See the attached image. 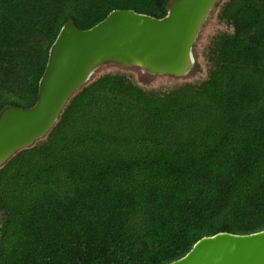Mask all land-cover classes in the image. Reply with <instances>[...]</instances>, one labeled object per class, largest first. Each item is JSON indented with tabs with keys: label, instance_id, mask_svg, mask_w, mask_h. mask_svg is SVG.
<instances>
[{
	"label": "trees",
	"instance_id": "obj_1",
	"mask_svg": "<svg viewBox=\"0 0 264 264\" xmlns=\"http://www.w3.org/2000/svg\"><path fill=\"white\" fill-rule=\"evenodd\" d=\"M169 0H0V111L31 108L62 26ZM206 79L146 92L104 75L0 168V264H168L264 230V0H227Z\"/></svg>",
	"mask_w": 264,
	"mask_h": 264
},
{
	"label": "water",
	"instance_id": "obj_2",
	"mask_svg": "<svg viewBox=\"0 0 264 264\" xmlns=\"http://www.w3.org/2000/svg\"><path fill=\"white\" fill-rule=\"evenodd\" d=\"M222 1L169 0L160 19L115 10L88 30L65 23L49 49L35 104L0 111V168L45 140L70 100L99 78L95 74L101 67L114 65L154 77L187 76L196 63V40ZM168 264H264V230L204 237Z\"/></svg>",
	"mask_w": 264,
	"mask_h": 264
},
{
	"label": "rangeland",
	"instance_id": "obj_3",
	"mask_svg": "<svg viewBox=\"0 0 264 264\" xmlns=\"http://www.w3.org/2000/svg\"><path fill=\"white\" fill-rule=\"evenodd\" d=\"M227 0H223L218 8H215L210 13L205 25L203 26L196 43L194 45L193 54L195 57V66L191 72L182 78L170 77V76H149L142 74L134 70H122L114 65H107L97 70L95 78L102 77L104 75H125L132 83L139 86L141 90L150 92L167 91L175 89L185 84H199L203 82L207 77L208 63L205 58V53L209 47L212 39L224 32H230L225 23L219 21L218 16L222 6ZM1 220V216H0Z\"/></svg>",
	"mask_w": 264,
	"mask_h": 264
}]
</instances>
